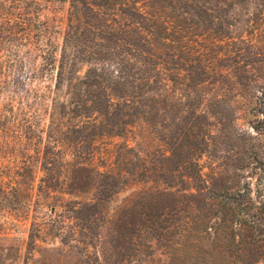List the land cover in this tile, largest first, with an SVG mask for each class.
Returning <instances> with one entry per match:
<instances>
[{
  "label": "trees",
  "instance_id": "16d2710c",
  "mask_svg": "<svg viewBox=\"0 0 264 264\" xmlns=\"http://www.w3.org/2000/svg\"><path fill=\"white\" fill-rule=\"evenodd\" d=\"M0 264H264V0H0Z\"/></svg>",
  "mask_w": 264,
  "mask_h": 264
},
{
  "label": "rangeland",
  "instance_id": "374dc122",
  "mask_svg": "<svg viewBox=\"0 0 264 264\" xmlns=\"http://www.w3.org/2000/svg\"><path fill=\"white\" fill-rule=\"evenodd\" d=\"M59 9H62L61 7ZM48 15V12H46ZM62 15V11L60 12L59 16ZM251 112H252V105L250 106H245V105H240L239 110H238V118L236 120V125L240 128V133L243 129H249L251 131V133H255L254 131H252V129L250 128V126L248 125V121L251 119ZM135 136L134 139H138L139 141H141V143H144L143 140L144 137L146 136L145 131L142 129H137L135 131L134 134H131V138ZM130 138V139H131ZM38 175L40 176L41 174L38 173ZM38 175L36 177V181L38 180ZM138 188L137 185H130L129 187L123 189L121 192H119L118 194H116L111 202L112 207L121 203L123 200H125L129 195H131L133 193L134 190H136ZM89 196L88 194L82 195V198H85Z\"/></svg>",
  "mask_w": 264,
  "mask_h": 264
}]
</instances>
